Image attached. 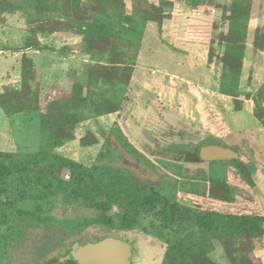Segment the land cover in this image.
Listing matches in <instances>:
<instances>
[{
  "label": "trees",
  "instance_id": "obj_1",
  "mask_svg": "<svg viewBox=\"0 0 264 264\" xmlns=\"http://www.w3.org/2000/svg\"><path fill=\"white\" fill-rule=\"evenodd\" d=\"M25 1L33 4V11L26 14L34 23L58 21L76 28L77 34L81 36L79 44L62 49L71 51L79 48L84 58L94 64L86 68L78 91L74 90L69 96L59 91L48 92L42 105L40 89L32 86L35 76L33 60L25 55V51L53 49L42 44L37 35L38 32L54 30H33L35 34L27 36L19 49L23 52L19 83L5 86L0 92V108L5 115L38 112L40 142L38 149L33 152L0 150V264H15L27 246L30 233L34 231L45 233L38 247V257H43L47 251L89 226H99L107 232L130 231L142 226L144 216H151V225L157 228L156 234L163 237L164 232L177 223L180 215L186 216L188 223L197 227L196 236L166 237L170 262L165 260L161 264H210L200 260L205 259L212 248L211 242L204 239L205 235L237 243L246 235L251 236V248L238 254L237 251L233 252L231 263H258L253 248L264 234V215L225 213L201 209L192 204L188 207L193 213L187 215L179 208L181 201L177 193L182 188L189 194L233 202L236 188L222 173L226 167L220 170V174L202 176L182 175L176 169L174 172L181 177L179 185L177 178L173 182L162 180L156 184L112 164L115 151L107 142L88 165L57 151L75 139L74 129L80 122L121 108L148 22H155L160 28L163 20L170 17L174 31L178 19L175 16L178 14L176 9H179L180 2L186 3L192 12L184 39L203 42L213 29L214 0H159L158 4H152L149 0H131L130 11L124 0H92L95 3L86 6L83 5L86 0ZM251 3L252 0H230L228 12L224 16L226 31L221 37V46L226 55L239 59L244 55ZM0 5V14L21 8L3 1ZM166 5L172 6L169 16L164 11ZM61 30L70 31L69 28L57 31ZM261 37L264 38V34ZM240 72V68L223 70L218 78L217 91L237 100L241 95ZM171 80L168 78L169 82ZM263 96L264 86L257 89L251 98L253 115L264 126ZM111 131L123 147L147 165L156 167L119 125H113ZM97 141V136L92 133L91 142ZM79 142L81 145L89 144L85 136ZM206 143L220 144L219 138L210 133L207 138L199 140L194 148L182 147L180 156L185 154L187 161H200L198 148ZM261 155L260 161L264 166V147ZM156 159L157 165L163 169H168V165L172 168L181 167L167 158ZM217 161L228 162L241 179L252 185L256 172L252 161L243 162L239 155L237 158ZM219 187L224 189L218 191ZM58 205L80 207L90 210V213L60 217L55 213ZM179 232L183 233L184 229L181 228ZM69 241V245L74 242L71 239ZM58 257L51 256L46 262L77 264L72 260L59 262Z\"/></svg>",
  "mask_w": 264,
  "mask_h": 264
},
{
  "label": "rangeland",
  "instance_id": "obj_2",
  "mask_svg": "<svg viewBox=\"0 0 264 264\" xmlns=\"http://www.w3.org/2000/svg\"><path fill=\"white\" fill-rule=\"evenodd\" d=\"M1 1L21 8L0 14V92L5 86L18 85L20 60L23 56V52L19 49L22 48L27 36L35 34L32 33L33 30L57 31L69 28L72 33L77 34L76 28L58 21L34 23L29 20L27 14L33 11L31 1ZM158 1L149 0L152 4H158ZM124 2L127 10L130 11L131 0ZM94 3L95 1L86 0L83 5ZM214 3L216 8L213 29L211 35L203 42L196 43L184 39L192 12L186 3L180 2L179 9H176L178 14L175 16L178 19L174 31L169 21L170 17L165 18L160 28L153 23L152 35L146 34V30L150 27L147 23L140 43V51L145 53L137 62L121 108L80 122L74 129L75 139L59 147L57 151L88 165L95 160L99 149L107 142L115 151L112 164L126 168L142 179L156 184L162 180L173 182L177 178L179 185L181 177L174 172L176 169L180 170L182 175L202 176L217 174L226 167L222 173L236 188L233 202L196 193L189 194L182 188L177 193V198L181 201L179 208L187 215L192 214L193 211L186 202L190 200L201 209L264 215V166L260 161L264 147V126L253 115L254 105L251 98L257 89L264 86V38L261 37L264 34V0H252L250 27L242 59L226 55L221 46V37L226 31L224 16L228 12L230 0H214ZM171 8L172 6L166 5L164 11L168 14ZM146 44L148 45L145 46ZM48 52L42 49L41 53H25L33 60L35 76L32 86L40 89L42 105L48 92L59 91L62 95L69 96L74 90L78 91L85 76L84 72L91 64L83 60V56L66 57L63 60L60 59L59 54L53 52V55H47ZM167 53L173 57L168 56ZM47 63L54 64L45 70L44 66ZM239 68L241 95L234 100L219 93L217 84L223 70ZM174 75L180 77V80L186 79L187 82L183 81L184 85L170 83L167 77ZM38 115V112L31 111L5 115L0 108V150L36 151L40 142ZM115 124L119 125L133 144L156 164L155 168L147 165L119 143L111 131V127ZM92 133L98 139L95 143L91 142ZM210 133L217 136L220 143L234 146L243 162L252 161L255 164L256 172L252 185L241 179L228 162L178 161L182 147L194 148L199 140L207 138ZM84 136L89 141L87 145H81L79 142ZM157 157L170 159L179 163L181 167L172 168L168 165V169H163L157 165ZM105 162L107 163L108 160ZM222 189L224 187H219L217 190ZM55 213L60 217H74L90 213V210L58 205ZM152 219L151 216H144L142 226L130 231L107 232L102 227L89 226L72 235L70 239L84 243L113 235L132 243L131 264H161L165 260L170 262L169 243L166 237L196 236L197 227L190 225L186 216L180 215L177 223L164 232L165 237L156 234L157 228L151 225ZM181 228L184 229L183 233L179 232ZM44 234L40 231L30 233L27 246L15 264H48L47 259L54 255H63L71 246L68 239L51 251H47L43 257H38V247ZM204 239L211 242L212 248L206 258L200 260L210 264H232L233 252L237 251L238 254L248 247L250 249L253 241L252 237L247 235L238 243L229 239L210 238L206 235ZM259 244L264 248V240Z\"/></svg>",
  "mask_w": 264,
  "mask_h": 264
},
{
  "label": "water",
  "instance_id": "obj_3",
  "mask_svg": "<svg viewBox=\"0 0 264 264\" xmlns=\"http://www.w3.org/2000/svg\"><path fill=\"white\" fill-rule=\"evenodd\" d=\"M238 155L232 148L218 144L198 148V157L201 161L232 159ZM186 202L197 205L190 200ZM132 249V243L115 236H104L96 241L84 243L76 240L65 254L58 257V261L72 260L77 264H131Z\"/></svg>",
  "mask_w": 264,
  "mask_h": 264
},
{
  "label": "crops",
  "instance_id": "obj_4",
  "mask_svg": "<svg viewBox=\"0 0 264 264\" xmlns=\"http://www.w3.org/2000/svg\"><path fill=\"white\" fill-rule=\"evenodd\" d=\"M164 20H163L161 26L163 25ZM169 21L171 22V19H169ZM153 23H155V22H152V21L148 22V24H150V27H149V29L146 30V34L150 33V35H152V32H151L152 31V26L151 25ZM171 25H172V22H171ZM146 34H145V36H146V38H148ZM37 38L42 44H45V45L53 48V49H50V48L49 49L48 48L45 49V50L49 51L47 53V55H53L52 53L55 52V53L59 54V56L61 57L60 59H63V60L66 59V57L67 58H70V57H73V58L74 57L75 58L79 57L80 58L81 56H83V58H82L83 60H87L86 58H84V54L79 51V48H75V49H73L71 51L66 50V49H62L64 46H72V45H75V44L76 45L79 44V42L81 40V36L79 34L75 35L71 31H67V30H65V31L64 30L51 31V32L47 31L46 33H42V34L39 33L37 35ZM147 45L148 44H146L145 46H147ZM59 49H61V50L58 51ZM149 49H151V48H149ZM140 50H141V48L139 49V52H138V55H137V62L143 58V56H144L143 54L145 53V51L141 52ZM28 52H39V53H41L42 50L30 49V50L25 51V53H28ZM164 53H166V52H164ZM167 55L173 57V55H171L169 53H167ZM137 62L135 64V67L137 66ZM53 64L54 63H52V64L51 63H47L44 66L45 70H48L51 66H53ZM135 67H134V70H135ZM133 74H134V72H133ZM168 78L172 79L171 80L172 82H170V83H173V84L176 83L178 85L179 84H183L184 85L185 82H183V81L187 82V80L184 79V78H182L183 80H180L181 78L176 76V75L169 76V77H167V79ZM263 240H264V234H263L260 242L263 243ZM254 255H255L256 258L259 259V262L257 264H264V248H263V245H260L259 243L257 244V247L254 250Z\"/></svg>",
  "mask_w": 264,
  "mask_h": 264
},
{
  "label": "flooded vegetation",
  "instance_id": "obj_5",
  "mask_svg": "<svg viewBox=\"0 0 264 264\" xmlns=\"http://www.w3.org/2000/svg\"><path fill=\"white\" fill-rule=\"evenodd\" d=\"M208 144H214V143H206V144H204V145H208ZM217 144V143H216ZM218 145H221V146H223V147H225V148H232L233 150H237L234 146H231V145H226V144H223V143H220V144H218ZM203 146V145H202ZM185 154L184 155H181V156H179V159H178V161L179 162H181V161H185V162H188V163H202V162H206V163H210V162H212V161H215V160H211V161H187V160H185ZM190 199V198H189ZM106 236H113V235H106ZM104 237V236H103ZM116 237V236H115ZM102 238V237H101ZM100 239V238H99ZM98 240V239H97ZM89 241H91V240H89ZM96 241V240H95ZM70 248V247H69Z\"/></svg>",
  "mask_w": 264,
  "mask_h": 264
}]
</instances>
